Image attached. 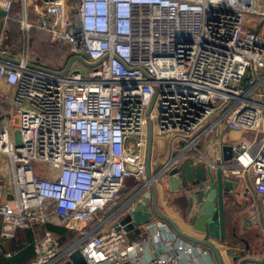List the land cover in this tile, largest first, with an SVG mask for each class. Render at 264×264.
<instances>
[{
    "label": "built area",
    "instance_id": "obj_1",
    "mask_svg": "<svg viewBox=\"0 0 264 264\" xmlns=\"http://www.w3.org/2000/svg\"><path fill=\"white\" fill-rule=\"evenodd\" d=\"M18 3L25 33L38 27L67 46L68 62L83 60L66 70L31 62L26 52L10 56L1 29L0 94L7 101L14 91L16 105L0 127V172L8 176L2 184L0 174L2 239L47 225L74 232L61 245L46 229L30 264H73L76 249L87 264L214 261L209 247L182 240L159 219L139 233L121 224L132 210L121 202L127 182L146 173L150 126L153 138L184 142L179 154L212 167L220 164L208 149L232 146L233 158L220 166L255 196L264 233L258 0H0L6 19ZM232 132L241 136L227 138Z\"/></svg>",
    "mask_w": 264,
    "mask_h": 264
},
{
    "label": "crops",
    "instance_id": "obj_2",
    "mask_svg": "<svg viewBox=\"0 0 264 264\" xmlns=\"http://www.w3.org/2000/svg\"><path fill=\"white\" fill-rule=\"evenodd\" d=\"M65 1L70 5L75 3L77 0ZM258 4L261 9H264V0H258ZM16 9H19L20 12H24L23 6L18 3L9 13V17L7 19L6 17L0 16V26L3 32L1 46L2 49L7 51V53L13 57H19L26 52L29 61L43 65L44 67L52 69L66 68L69 63V51L67 46L62 43L51 41L48 34L38 27H33L30 29V31L25 33L21 18L23 15L21 16L20 13L18 15H14V11ZM31 19L36 22L37 17L32 14ZM13 94L14 91L12 92V96ZM0 95V121L2 125L4 120L2 115L4 111L13 112L15 111L16 105L12 96L8 98L7 101H4L2 94ZM240 136L241 134L232 132L229 134V136H227V138H239ZM171 143L172 141L168 137H154L151 151L153 164L163 162L164 159H167L166 161H171L181 152L182 147H180V145L183 146L184 142H179L175 146H173ZM208 151L213 158H216L217 160L221 159V150L213 151L208 149ZM190 152L192 153V151ZM2 163L3 161H1V167H3ZM0 174H3L4 176L2 178V184H4L5 180L7 182L8 176L4 172H0ZM165 183H161V181L159 182L156 179L154 180L155 190L157 192L156 203L159 211L163 215L176 222L178 227L187 235L200 239L203 238L204 235L195 231L191 225V222L196 219L197 210L200 207L201 194L196 188H194V191L184 190L180 192H172L168 188V184ZM131 190L132 186L129 184V182H127L126 188L124 189L121 197V201L123 200L124 196L125 199L129 197L130 193H132ZM149 190H152V187H150ZM233 194V197L228 199L226 205V216L228 222L227 228L230 235L228 238L229 247L222 243H220L218 246L223 262L224 264H264V233L260 227V215L258 211L257 200L253 194L244 191L243 186L239 187L236 192H233ZM5 197L6 196L4 194V198ZM236 198L241 199V204L244 203L241 211V213L243 212V216L237 219V221H234L230 217L229 206L236 205L234 204L235 201L233 200ZM153 202L154 201L151 199V206H153ZM157 221L158 218L155 217L153 220L154 223L152 224H155ZM161 221L166 222L165 220ZM167 224L176 232L169 222ZM233 232H236V236L233 235ZM19 235L18 236L21 238L20 241L24 244L26 242L24 233ZM134 237L139 239L141 236L140 234H135ZM0 239H2L1 236ZM21 242L15 241L10 243L9 246H1L0 244V257L3 256V258L0 259V264H3L4 260L10 258L14 251L19 250V245ZM233 255L238 257L237 260L234 261L232 259ZM31 260L27 264H30ZM214 263H216L215 259L214 261L203 260L201 264Z\"/></svg>",
    "mask_w": 264,
    "mask_h": 264
},
{
    "label": "water",
    "instance_id": "obj_3",
    "mask_svg": "<svg viewBox=\"0 0 264 264\" xmlns=\"http://www.w3.org/2000/svg\"><path fill=\"white\" fill-rule=\"evenodd\" d=\"M7 11L0 8V16L7 17ZM1 35V26H0ZM74 60H83L82 57L73 58L67 65L69 70ZM153 134L151 126L149 127V135L146 149V174L151 179V160H152V144ZM222 157L217 160L222 166L223 163L229 162L233 158L232 146L224 144L221 147ZM211 163H198L196 157H186L178 154L173 161L168 163L159 162L156 166L158 176H165L168 188L172 192L194 191V188L201 194L200 207L197 210L196 219L191 222L193 229L204 235L203 238L192 237L184 233L169 217L163 215L157 206V192L155 185L150 184L152 190H147L149 187L146 184L144 187H139L133 190L132 195L128 199V204L132 205L130 213H125L121 219V224L128 231L139 233L141 228L152 222L155 217L165 220L176 230V232L186 240L209 247L215 257L216 263L224 264L219 244L229 245L228 222L226 216V205L228 199L233 197V192L239 188V181L232 177L226 176L224 169L218 166H211ZM136 171L133 167H128ZM157 176V177H158ZM209 182V185H207ZM151 199L154 201L151 206ZM236 236V232H233ZM131 236V235H130ZM229 247V246H228ZM237 256L233 255L232 259L237 260ZM70 259L73 264H87L84 255L80 249H76L70 254ZM243 262V261H242Z\"/></svg>",
    "mask_w": 264,
    "mask_h": 264
},
{
    "label": "trees",
    "instance_id": "obj_4",
    "mask_svg": "<svg viewBox=\"0 0 264 264\" xmlns=\"http://www.w3.org/2000/svg\"><path fill=\"white\" fill-rule=\"evenodd\" d=\"M46 229L52 231L56 235L61 245H67L75 239L74 232L69 231L63 227L54 226V225H47L44 227L37 226L28 229H19L14 239L12 240L0 239L1 246H9L10 243H13L15 241L21 242L20 241L21 238L19 237L20 236L19 234H23V233L25 235V240H26L24 244L23 242L20 243L19 250L14 251L13 255L10 258L4 260L3 264H27L31 259L33 260L35 256L33 242L36 237L43 235ZM2 258L3 256L0 257V259Z\"/></svg>",
    "mask_w": 264,
    "mask_h": 264
},
{
    "label": "rangeland",
    "instance_id": "obj_5",
    "mask_svg": "<svg viewBox=\"0 0 264 264\" xmlns=\"http://www.w3.org/2000/svg\"><path fill=\"white\" fill-rule=\"evenodd\" d=\"M20 13V15L22 16L23 14V12L21 11H19V9H16L15 11H14V15H18ZM32 14H30V16H31ZM22 18V17H21ZM22 20H23V18H22ZM30 21L32 22L33 20L31 19V17H30ZM30 31V30H29ZM25 32V31H24ZM263 34H264V30H263ZM27 40V39H26ZM29 42V41H28ZM80 62V61H79ZM74 64H78V62L77 61H75L74 62ZM0 125H1V121H0ZM180 147H182V145H180ZM141 154V153H140ZM140 159H142V156H140ZM167 159H164V161L163 162H161V163H168V162H170V161H166ZM171 161H173V160H171ZM157 164H154L153 165V167L151 168V178H153V177H155L156 178V176H158V173L159 172H157L156 171V166ZM7 173H9V170H8V168H7ZM156 180H158L159 182L161 181V183L162 182H166L165 184H167V180H166V178H165V176H162V175H160V176H158L157 178H156ZM149 181H150V179L147 177V174L146 173H144V175H142V177H140V179H138V178H131L130 179V181H128L129 182V184L132 186V190L131 191H133V190H137V189H139V187H144L146 184H148L149 183ZM155 185V184H154ZM150 184H149V187H147V190H149L150 189ZM166 186V185H165ZM167 187V186H166ZM133 193V192H132ZM132 193H130V195H129V197L132 195ZM129 197L128 198H126L125 199V196L123 197V200L121 201L122 202V204H127V202H128V199H129ZM241 197V196H240ZM234 201V204H236V205H230L229 206V213H230V217H231V219H233L234 221H237V219H239L240 217H242L243 216V212L241 213V211H242V208H243V204H241L240 202H241V199L240 198H236V199H233ZM240 203V204H239ZM124 207H125V205H123ZM127 206V208H130V207H128V205H126ZM127 208L125 207V212H127ZM244 211V210H243ZM235 215V216H234Z\"/></svg>",
    "mask_w": 264,
    "mask_h": 264
},
{
    "label": "bare ground",
    "instance_id": "obj_6",
    "mask_svg": "<svg viewBox=\"0 0 264 264\" xmlns=\"http://www.w3.org/2000/svg\"><path fill=\"white\" fill-rule=\"evenodd\" d=\"M27 27H28V24H27V22H26L25 28L27 29ZM156 178H157V176H156ZM156 178H155V177L151 178L150 181H149V183H148V185H149V184H154V180H155Z\"/></svg>",
    "mask_w": 264,
    "mask_h": 264
}]
</instances>
